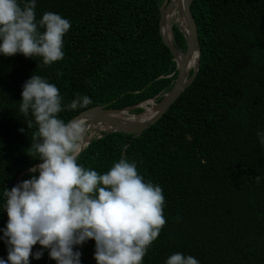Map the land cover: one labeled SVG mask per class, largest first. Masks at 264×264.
Listing matches in <instances>:
<instances>
[{
	"label": "trees",
	"instance_id": "obj_1",
	"mask_svg": "<svg viewBox=\"0 0 264 264\" xmlns=\"http://www.w3.org/2000/svg\"><path fill=\"white\" fill-rule=\"evenodd\" d=\"M164 1L36 0L37 21L52 12L71 27L64 58L50 66L41 57L0 55V229L8 220L4 189L42 162L27 155L38 126L19 112L25 81L39 75L57 86L65 123L85 110L67 109L77 96L92 100L87 108L160 100L177 75L160 33ZM27 2L18 0L21 7ZM191 10L202 50L194 81L141 134L106 133L77 161L105 174L123 158L136 163L145 182L162 188L166 223L142 264H166L175 253L199 264H264V145L257 135L264 133V0H193ZM173 26V41L185 50V37ZM32 175L24 173L20 182ZM76 250L81 264H97L94 240ZM7 255L0 240V258ZM29 260L55 264L47 250Z\"/></svg>",
	"mask_w": 264,
	"mask_h": 264
},
{
	"label": "clouds",
	"instance_id": "obj_2",
	"mask_svg": "<svg viewBox=\"0 0 264 264\" xmlns=\"http://www.w3.org/2000/svg\"><path fill=\"white\" fill-rule=\"evenodd\" d=\"M71 27L61 15L45 12L36 20V0H0V55L41 57L46 66L64 58L63 37ZM39 29H43L40 31ZM59 75V74H58ZM19 112L34 118L27 154L42 161L30 168V179L3 191L6 227L0 229L8 249L0 264H30L44 251L57 264H81L82 246L95 241L97 264H142L166 220L159 185L145 182L135 162L120 159L105 174L85 169L77 157L86 131L84 120L65 123V110L55 84L39 75L23 84ZM92 100L77 96L69 110L86 109ZM31 127V121L28 123ZM21 132L24 129H20ZM264 145V133H257ZM259 183L260 177H256ZM41 247L33 253V246ZM166 264H199L191 255L172 254Z\"/></svg>",
	"mask_w": 264,
	"mask_h": 264
},
{
	"label": "water",
	"instance_id": "obj_3",
	"mask_svg": "<svg viewBox=\"0 0 264 264\" xmlns=\"http://www.w3.org/2000/svg\"><path fill=\"white\" fill-rule=\"evenodd\" d=\"M192 2L193 0H165L161 7L160 33L176 62L177 75L172 87L162 94L160 100L157 97H152L123 108L95 105L76 114L68 122L81 119L86 122V131L81 143L80 153L91 141L109 132L141 134L145 129L156 123L194 81L200 69L202 50L198 25L191 10ZM174 7L178 17L176 25L186 40L185 50L177 47L173 41V25L168 29H163L164 20H166L165 15ZM194 54H196V59L190 66V59ZM138 107L142 108V111L135 112L134 110ZM29 169L17 177L16 184L20 183L21 175L30 172ZM55 264H57L56 261Z\"/></svg>",
	"mask_w": 264,
	"mask_h": 264
},
{
	"label": "bare ground",
	"instance_id": "obj_4",
	"mask_svg": "<svg viewBox=\"0 0 264 264\" xmlns=\"http://www.w3.org/2000/svg\"><path fill=\"white\" fill-rule=\"evenodd\" d=\"M176 7V6H175ZM175 7L171 9V11L167 12L165 15L166 20H164V24H163V29H168L169 27L172 26V22L173 20H177V13L175 11ZM174 27V26H173ZM196 59V54L192 55L191 59H190V66H192V64L194 63Z\"/></svg>",
	"mask_w": 264,
	"mask_h": 264
},
{
	"label": "rangeland",
	"instance_id": "obj_5",
	"mask_svg": "<svg viewBox=\"0 0 264 264\" xmlns=\"http://www.w3.org/2000/svg\"><path fill=\"white\" fill-rule=\"evenodd\" d=\"M173 24L172 25H174V24H176V20H173V22H172ZM173 27V26H172Z\"/></svg>",
	"mask_w": 264,
	"mask_h": 264
}]
</instances>
